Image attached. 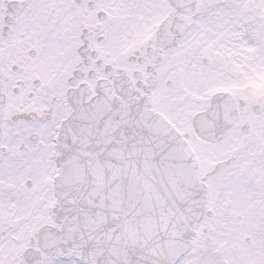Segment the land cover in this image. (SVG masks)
I'll return each mask as SVG.
<instances>
[{"label":"snow or ice","instance_id":"6c2138e0","mask_svg":"<svg viewBox=\"0 0 264 264\" xmlns=\"http://www.w3.org/2000/svg\"><path fill=\"white\" fill-rule=\"evenodd\" d=\"M0 264H264V0H0Z\"/></svg>","mask_w":264,"mask_h":264}]
</instances>
